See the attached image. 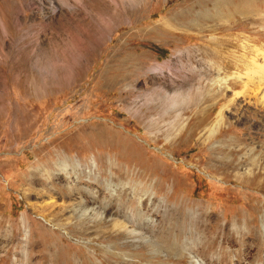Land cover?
<instances>
[{
    "label": "rangeland",
    "instance_id": "374dc122",
    "mask_svg": "<svg viewBox=\"0 0 264 264\" xmlns=\"http://www.w3.org/2000/svg\"><path fill=\"white\" fill-rule=\"evenodd\" d=\"M184 1L0 0V264H205L189 250L209 247L225 264H264V174L252 173L264 167V115L227 83L219 104L182 102L208 37L172 27ZM228 33L218 59L262 63L260 21ZM237 68L206 89L247 73ZM206 216L205 232L188 223ZM167 237L184 257L165 258Z\"/></svg>",
    "mask_w": 264,
    "mask_h": 264
},
{
    "label": "bare ground",
    "instance_id": "6f19581e",
    "mask_svg": "<svg viewBox=\"0 0 264 264\" xmlns=\"http://www.w3.org/2000/svg\"><path fill=\"white\" fill-rule=\"evenodd\" d=\"M183 3L185 5L188 4V6L190 4L191 7L187 9L188 12L186 14H183V11H181L180 13L173 15L174 20L177 22H176V25L172 24L173 25L172 27L177 28V26H179V27L185 28L186 29L185 31L187 32H191V33L195 32L194 35H198L201 41L204 40L205 35H208V37L206 38V40L203 41L204 43L200 44V46L196 49V52L201 55L200 61L198 60L200 63L197 64V67L190 68L192 75L196 76L197 78L196 81L198 82L197 83L198 85L189 86L187 90V94L185 96H182L181 98L182 102H186V103L192 102V104L197 106L196 109L199 108V110L201 109L202 104L208 101H214L216 104H219L223 99L226 98L227 94L229 93L228 91H225V89L221 87L222 84L227 83L233 89L242 88L241 91L234 93L233 100H235V98H237L238 96L248 99L249 102L253 100L251 104L255 106L258 112L260 111L263 112V115H264V51L260 49H256V55L261 56L262 63H258L257 59L255 58L251 59V62L248 64H245L244 62L242 63V61L228 62L225 59L220 60L217 58L220 51H221V57L223 56L222 50L220 49H223L232 43V40L230 39L231 34H229L228 31L238 29V27H240V25H242L243 23L254 24L260 21V23L264 25V11L258 10L256 8V5H254L253 0H196V1L185 0ZM168 26L169 25L167 24V27ZM131 58L135 59L136 57L132 56ZM240 64L242 65V67H244V69H246L247 73H244V74H241L238 72L230 73L227 76L229 78L227 77L224 78V81H223V78L216 80L215 83L216 84L220 83V84L216 89L211 90L213 91L212 93L211 91L206 89L205 83L207 82L210 76L212 75L219 76L223 73L227 74L229 70L231 71L238 70L237 67ZM157 71L159 73H162L161 69H157ZM255 74H258V76L256 77V80L254 81L253 79L255 77ZM243 75L244 76L246 75L245 76L246 80H243ZM122 78L125 79L126 77H122ZM107 79L108 81L110 80L109 78ZM114 79H117V76ZM127 79H128V75H127ZM249 83H252V87L249 86ZM177 96L178 95H176V97ZM225 108H229L230 112L228 110L221 109L219 113L220 118H222V115L225 112L231 113V111H240L241 109L240 107L236 108L235 104H232V103L231 105L228 104ZM213 109H214V106H211L210 112L213 111ZM178 113H176L175 115V120H177L180 117V114ZM198 113H199L198 110H196L195 114H198ZM262 121L264 122V118H262ZM217 125L218 127H221L222 125L221 119L217 121L216 126ZM208 131H209L208 137L210 138L213 136L212 134L213 128L209 127ZM262 132H264V125L262 126ZM249 140H252V137H249V139L241 138L239 140L240 146H243V145L245 146V144H247ZM238 147L239 146L236 145L234 148H232L230 150V154L235 156V154H237V152L241 150V148H238ZM234 164H235V158H232V160L227 163V166L232 167V165ZM64 166H65V163H64ZM77 166H79L78 163H77ZM120 166L117 164L108 163V167L111 169L113 174L117 177L123 178L131 174L129 169L127 168L122 169ZM99 170L104 171L106 170V168L104 169L100 168ZM252 173L255 176L264 174V167H260L258 169V172H252ZM88 174L89 175L93 174L92 169L88 170ZM136 176L142 177V174L140 173ZM121 187L123 188V186ZM136 188L137 189L142 188L143 190L141 183L137 184L133 182L130 188L131 193L134 192ZM132 197H135V196H132ZM138 199H139V202L142 201V197ZM128 201L131 202V197H130V200ZM143 202L144 201H142V203ZM109 209L110 208H108V210ZM95 215H96L95 216L96 219H99L101 216L99 211H96ZM170 218L173 220V223H174L173 227L175 229V234L179 235L181 233L182 235L183 228L185 224L187 223L186 218L183 215L181 216L180 214H175V213L173 214V211L171 213ZM188 223H190V226L193 229L199 232H205L207 226H209V223L207 222V216L202 220H197V219L191 220L190 219ZM212 227L217 228V225L215 223H212ZM178 239L179 238L177 237L175 238L176 242H178ZM163 244L166 247V250H163V251L165 252V258L167 260L171 259L173 256L184 257L186 255L184 250L174 249L171 246V242L168 239V237L163 241ZM189 251H190L189 254L201 256L205 260V264H225V261L228 259V254L226 252H222V251L216 252V251H213L211 247L200 248L196 250L190 249ZM152 254L154 258H160L161 251L154 250L152 251Z\"/></svg>",
    "mask_w": 264,
    "mask_h": 264
}]
</instances>
